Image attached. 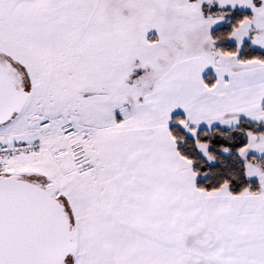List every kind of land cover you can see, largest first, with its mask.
<instances>
[{
    "label": "snow or ice",
    "instance_id": "1",
    "mask_svg": "<svg viewBox=\"0 0 264 264\" xmlns=\"http://www.w3.org/2000/svg\"><path fill=\"white\" fill-rule=\"evenodd\" d=\"M0 264H264V0H0Z\"/></svg>",
    "mask_w": 264,
    "mask_h": 264
}]
</instances>
